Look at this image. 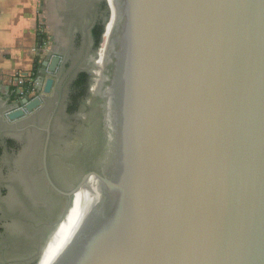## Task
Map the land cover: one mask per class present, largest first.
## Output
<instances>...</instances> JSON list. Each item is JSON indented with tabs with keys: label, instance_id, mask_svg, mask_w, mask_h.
I'll list each match as a JSON object with an SVG mask.
<instances>
[{
	"label": "water",
	"instance_id": "obj_1",
	"mask_svg": "<svg viewBox=\"0 0 264 264\" xmlns=\"http://www.w3.org/2000/svg\"><path fill=\"white\" fill-rule=\"evenodd\" d=\"M53 2L56 50L0 114L28 150L0 264H264V0Z\"/></svg>",
	"mask_w": 264,
	"mask_h": 264
},
{
	"label": "crops",
	"instance_id": "obj_2",
	"mask_svg": "<svg viewBox=\"0 0 264 264\" xmlns=\"http://www.w3.org/2000/svg\"><path fill=\"white\" fill-rule=\"evenodd\" d=\"M40 28V0H0V114L18 79L35 72Z\"/></svg>",
	"mask_w": 264,
	"mask_h": 264
},
{
	"label": "flooded vegetation",
	"instance_id": "obj_3",
	"mask_svg": "<svg viewBox=\"0 0 264 264\" xmlns=\"http://www.w3.org/2000/svg\"><path fill=\"white\" fill-rule=\"evenodd\" d=\"M49 135L50 134L47 133V136ZM106 144H107L106 138L103 137L102 138V150L103 151L107 150ZM30 151H31V153L29 152L30 159H28V161H31L32 158H34L32 154L35 153V150L31 149ZM103 151H101L98 155H96L95 158H91L88 161H86L87 167L84 172L97 168L99 166V164L102 161V159L100 161L99 159L102 157L104 153ZM26 152H28L27 146L21 142H18L14 138L7 137L5 139L3 138L0 139V168H1L0 169V261L4 259L3 257L7 256V253H9L10 250L11 251L13 250V246L16 244V242H17V247L15 248V250H19V249L23 250L22 248L23 245L21 241L19 240V238H22V234L21 232H18V233L16 232L17 227L15 223L13 222L14 220H13V214H12L13 200H14L13 197H16L15 195L16 194L18 195L21 192L17 190L18 188L14 187V184H12V182H7L8 180L6 179H4L3 181L1 178L3 176H5V178H10V177L12 178L13 176L14 178L16 177V179L18 180L20 178H23L22 177L23 174H21L23 172L22 170L23 164H20L21 167L17 166V168H15L14 166H11L9 162L18 163L21 160H23L24 162L25 160L27 161ZM48 158L49 156L47 154L48 172L50 174L52 181L56 183L54 178L51 175ZM42 163H43V168H44V152H43V162ZM16 173H18V175H15ZM44 176L49 184V181L45 174V170H44ZM28 181L31 182L32 180H28ZM50 188L51 190H55L52 186H50ZM70 190L71 188L65 191L70 192ZM64 197L68 200V197L66 196ZM18 235H21V236L18 238L17 237Z\"/></svg>",
	"mask_w": 264,
	"mask_h": 264
},
{
	"label": "rangeland",
	"instance_id": "obj_4",
	"mask_svg": "<svg viewBox=\"0 0 264 264\" xmlns=\"http://www.w3.org/2000/svg\"><path fill=\"white\" fill-rule=\"evenodd\" d=\"M40 16H41V26L43 28V35L46 36V40L48 42H50V47L48 48V51H50L48 54H50L52 52V50H56L55 49V4L53 2V0H40ZM38 49V48H37ZM38 50H36V55L35 57H37L39 63H37V70L40 68V60L42 59L43 53L44 52H37ZM40 56V57H39ZM35 69V72L31 73V81L28 84L30 85L29 89L26 92V89L23 91L24 92V97L27 95L29 96H34L35 93V86L37 87L36 84V79H37V75L38 72ZM35 73V74H34ZM33 75V76H32ZM42 75H40L39 78H41ZM36 84V85H35ZM15 86L19 87L17 85V83L15 84ZM10 96V95H9ZM50 95L45 96L44 97V104L43 106L37 110L35 113H33L32 115H28L26 118L22 119L21 121H25L35 115H42L45 112H47L49 109L52 108V103H53V98L48 100ZM20 99V98H19ZM19 100H15L14 102H12L11 104L14 105L15 103H17Z\"/></svg>",
	"mask_w": 264,
	"mask_h": 264
},
{
	"label": "trees",
	"instance_id": "obj_5",
	"mask_svg": "<svg viewBox=\"0 0 264 264\" xmlns=\"http://www.w3.org/2000/svg\"><path fill=\"white\" fill-rule=\"evenodd\" d=\"M103 32H104L103 27L101 25H99V24H97L94 27L93 31H92L93 36H94V39H95V42H96V47H98L101 44V42L103 41V36H104V33ZM88 80H89V78H88L87 74L82 73L81 76L79 77V80L77 81L76 85L78 86V88L87 86ZM29 87H30L29 84H26L25 85L26 92L29 89ZM18 89H19V87H17V86H13L11 88V91H10V94H9L10 95L9 96V99H10L11 102H14L15 100H19L20 96L17 93ZM82 93H79L75 97V99L77 100L78 98H81L82 96L85 95V91L82 92Z\"/></svg>",
	"mask_w": 264,
	"mask_h": 264
},
{
	"label": "built area",
	"instance_id": "obj_6",
	"mask_svg": "<svg viewBox=\"0 0 264 264\" xmlns=\"http://www.w3.org/2000/svg\"><path fill=\"white\" fill-rule=\"evenodd\" d=\"M39 35L42 37V47L40 49L38 48L37 49L38 50L37 52L38 53H39V51L40 52H44L43 53V56H42V59L40 60V63H41L45 59L47 53L50 52V51H48V48L50 47V42H48L46 40V38H45L46 36L43 35V28H42V26L39 29ZM38 63H39V61H38ZM30 77H31V74H27L26 77L21 78V79H18L17 85L19 86V89H18L17 93L20 96V99H23L24 98V92L23 91L25 90V85L28 84L29 82H32L33 81V80L31 81Z\"/></svg>",
	"mask_w": 264,
	"mask_h": 264
},
{
	"label": "bare ground",
	"instance_id": "obj_7",
	"mask_svg": "<svg viewBox=\"0 0 264 264\" xmlns=\"http://www.w3.org/2000/svg\"><path fill=\"white\" fill-rule=\"evenodd\" d=\"M48 96V95H47Z\"/></svg>",
	"mask_w": 264,
	"mask_h": 264
}]
</instances>
